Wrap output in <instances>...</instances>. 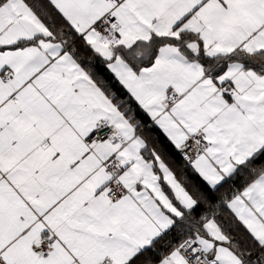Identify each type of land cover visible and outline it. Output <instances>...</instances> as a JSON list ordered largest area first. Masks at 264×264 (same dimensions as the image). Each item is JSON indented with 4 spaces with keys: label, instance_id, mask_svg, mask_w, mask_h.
I'll return each instance as SVG.
<instances>
[{
    "label": "snow or ice",
    "instance_id": "obj_1",
    "mask_svg": "<svg viewBox=\"0 0 264 264\" xmlns=\"http://www.w3.org/2000/svg\"><path fill=\"white\" fill-rule=\"evenodd\" d=\"M0 264H264V0H0Z\"/></svg>",
    "mask_w": 264,
    "mask_h": 264
},
{
    "label": "trees",
    "instance_id": "obj_2",
    "mask_svg": "<svg viewBox=\"0 0 264 264\" xmlns=\"http://www.w3.org/2000/svg\"><path fill=\"white\" fill-rule=\"evenodd\" d=\"M167 157L169 159L168 161L170 162V165L173 166L174 170L176 171L177 176H179L180 178H182V176L186 175L190 181L195 179V176L191 172L190 169L187 172H184L182 170V168L180 167V163L178 162V159H177L178 158V153H175L173 151V152L169 153ZM190 190L191 191H194V189H192V188H190ZM225 211H227V210H225Z\"/></svg>",
    "mask_w": 264,
    "mask_h": 264
},
{
    "label": "crops",
    "instance_id": "obj_3",
    "mask_svg": "<svg viewBox=\"0 0 264 264\" xmlns=\"http://www.w3.org/2000/svg\"><path fill=\"white\" fill-rule=\"evenodd\" d=\"M148 135H149L150 137L152 136L150 133H149ZM166 159L169 160L168 157H166ZM168 162H169V161H168ZM169 163H170V162H169ZM178 178H180V177L178 176ZM189 190H190V189H189ZM190 191H191V190H190Z\"/></svg>",
    "mask_w": 264,
    "mask_h": 264
}]
</instances>
